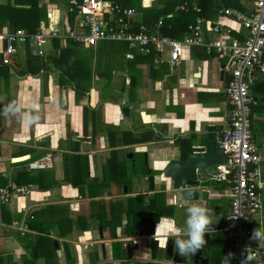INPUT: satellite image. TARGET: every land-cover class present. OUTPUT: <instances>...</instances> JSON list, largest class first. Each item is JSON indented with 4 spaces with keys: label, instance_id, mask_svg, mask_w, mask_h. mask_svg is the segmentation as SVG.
<instances>
[{
    "label": "crops",
    "instance_id": "1",
    "mask_svg": "<svg viewBox=\"0 0 264 264\" xmlns=\"http://www.w3.org/2000/svg\"><path fill=\"white\" fill-rule=\"evenodd\" d=\"M61 1L58 6L52 5L51 0H39L41 16L45 18L39 22L38 30L42 26L45 32L56 29L65 34L69 17L65 14L66 0ZM112 1L134 8L133 21L151 27V20L145 18L157 10L171 6L175 11L181 10V3L198 5L200 0H149L148 4L145 0ZM214 1L216 6L210 17L202 16L206 21L205 38L211 34L209 28L220 23L231 28L230 38L242 40L244 30L235 15L220 13L225 5L222 0ZM237 1L240 7H230L235 14H246L254 6V0ZM12 6L20 7L14 0L0 1V35L16 29L27 31L18 27L19 17L10 9ZM166 17H172V13L161 15L158 20ZM53 38L48 42L46 56H33L28 45H20L11 65L0 61V179L14 181L12 169L31 161L43 160L47 165L44 169H26L31 180L40 173L35 183L46 186L44 189H35L29 180L20 185L30 193L13 194L6 202L0 200V264H158L160 257L151 260L149 237L139 234L151 222L140 228L137 222L142 224L148 217L146 206L153 199L156 212H161L153 221L155 237L163 241L168 235L157 227L159 221L180 231L184 223L173 211L177 207L186 209L190 203L181 201L171 191L170 180L161 174H155V188L149 191L146 181L137 176L133 161L136 153H146L148 169L162 172L169 162L185 159L183 155L195 148L204 150L197 145L202 140H217V132L228 126L223 88L229 74L223 69L224 62L206 54L203 48L185 47L180 62L170 71L168 66L153 62L154 52L137 53L125 42L103 41L91 50L79 45L74 55L85 57L90 66H84L91 71V79L80 87L48 60L68 46L58 38L60 48L54 47ZM106 42L123 44L106 54L99 49ZM3 48L0 39V59ZM119 50L123 52L122 59L116 54ZM126 52H132L134 58L126 59ZM38 63L41 65L37 71L30 72V67ZM103 71L107 75L102 76ZM255 85L260 90V84ZM258 90L254 89L253 103L257 107L252 109L253 141L264 148V92ZM13 102L35 109L39 123L29 126L5 114L3 109ZM110 131H116L111 139ZM115 151H119L116 159L126 165L127 184L104 181L107 162ZM217 151L221 155L218 148ZM65 177L81 185L75 187ZM6 185L0 184V193ZM202 185L212 193L218 189L211 180L204 179ZM140 196L143 203L136 199ZM116 202L127 206V215L115 212ZM196 204L205 208L228 206L226 200L209 199L206 194ZM135 207L142 208L139 215L133 212ZM45 232L51 243L40 244L46 248L49 245L54 251L48 257L43 256L42 247L35 248L37 236ZM211 235L206 233L205 238L213 264L212 258L221 250L219 241H208ZM34 249H40L41 254L34 256ZM224 255L225 252L217 255V263L226 261L222 259Z\"/></svg>",
    "mask_w": 264,
    "mask_h": 264
},
{
    "label": "built area",
    "instance_id": "2",
    "mask_svg": "<svg viewBox=\"0 0 264 264\" xmlns=\"http://www.w3.org/2000/svg\"><path fill=\"white\" fill-rule=\"evenodd\" d=\"M1 1V0H0ZM151 1V0H150ZM179 8H190L201 12L197 4L183 2ZM136 10L124 7L112 0H66L65 14L68 29L61 34L56 29L35 33L16 29L0 35L4 42L1 63L11 65L20 45H28L33 56L47 54L51 38L58 37L66 44L72 40L86 49H94L103 41H121L140 54H152L153 62L166 65L169 70L180 62L185 47H200L208 55L221 59L228 79L223 88L228 106V126L217 132V148L221 152V164L217 174L203 179L214 181L218 189L214 193L206 190L207 198H220L228 203V216L222 229L229 241V257L222 264H244L247 255L252 260L247 264H264V243L251 239L254 229L264 228V148L253 141L252 103L254 86L264 80V0H254L253 8L246 14L233 13L222 8L220 13L235 15V20L244 30L242 40L230 38L231 28L215 23L205 38V19L198 16L188 25V32L180 39L160 34L162 18L151 27L133 21ZM59 51H57V54ZM126 59L134 58L126 52ZM264 97V96H263ZM43 160L27 164L30 170L44 169ZM30 190L9 181L0 193L6 202L13 194H28Z\"/></svg>",
    "mask_w": 264,
    "mask_h": 264
},
{
    "label": "trees",
    "instance_id": "3",
    "mask_svg": "<svg viewBox=\"0 0 264 264\" xmlns=\"http://www.w3.org/2000/svg\"><path fill=\"white\" fill-rule=\"evenodd\" d=\"M214 0H200L198 2L199 7H201V11L200 13L195 12L194 10H192L191 8L187 11V12H183L182 10H174L173 6L170 7V9H168L167 7H164L163 9H159L157 10V12L155 13V15H151V17L149 19L145 18L146 21H150L152 22V24H154L153 22H157L158 18L161 15H168L169 13H172V17L169 18H165L162 22V25L160 27V34L162 35H166L169 36L171 38L174 39H180L182 38V36H184L187 32H188V25L190 23H193L196 18L198 16H209L211 15V11L214 9V7L216 6V4H214ZM222 2L224 3L226 8H230V7H240L239 3L237 0H222ZM15 4H19L20 7L18 8H14L12 6V10H15L18 14V23L19 26L18 27H22L25 28L29 33H35L38 30L39 27V22L41 20H43L45 18L41 16V14H43L40 4H39V0H14ZM131 5L133 6H137V8H140L139 4H134L132 3ZM151 24V25H152ZM52 43L54 45V47L56 48H60V41L58 38H53L52 39ZM68 46H66L65 48H60V53L58 55H52L50 56V58L48 60L51 61L52 65L56 66L57 68H59L60 70H62L65 75H67L68 80L69 79H73L75 81L78 82V85L80 87L82 86V83H86L87 81H89L91 79V71L88 67L86 66H90V62L83 57L82 59L80 58H76L74 55V52L78 49L79 44L75 43L72 40H67ZM70 48H72L70 50ZM100 50L102 48H99ZM91 50V49H90ZM30 57V56H29ZM33 57V56H32ZM31 57V59H32ZM150 57H152V55H150ZM41 64L38 63V65L36 66H32L30 67V72H36L37 69L39 68ZM86 68V69H85ZM84 70H86L87 72H84ZM63 75V76H65ZM101 75H107L105 73V71H103V73H101ZM109 75V73H108ZM83 77L84 81L81 79ZM256 84H260V90H258V87H256V85L254 86L255 90H258L260 92H264V80L257 82ZM1 104V103H0ZM252 109L254 110L255 107H257L254 103H252ZM1 110V108H0ZM252 110V111H253ZM1 114V112H0ZM116 131H110L109 132V137L110 139L113 136V133ZM127 142V140L125 141ZM112 144V142H111ZM115 147V146H114ZM189 148V147H187ZM189 150V149H188ZM183 152L185 153V151L183 150ZM119 153V151H115L112 153L111 158L108 160L107 162V168L105 169V180L107 183L109 182H115V183H125L127 184V169H126V165L122 164L120 161H118L116 158L117 154ZM187 154L183 155V158L186 157ZM29 170V169H28ZM27 170H23L21 172H19L18 177L16 178V180H14L13 182H15L17 185H20L22 183H29V180L33 183L32 186L35 187V189H44L46 186L44 185H37L35 183L36 180H38L40 178V173L38 172V175L36 178H32V180L30 179V176L27 174ZM30 174V172H28ZM154 174H158L160 173L159 171H154ZM32 174V172H31ZM66 180H71L69 177H65ZM72 181V180H71ZM8 180L5 178H1L0 179V184L1 186H4L5 184H7ZM80 182V181H79ZM73 185L75 187H78L79 185H81V183L72 181ZM35 184V185H34ZM37 185V186H36ZM95 186H97L98 184H94ZM139 198V199H138ZM137 200H141V202L143 203V197H137ZM122 202V201H120ZM116 206H118V210H116L115 212H117L119 214V216L122 215V213H125L127 215V206L125 207H121L120 204L123 203H115ZM125 204V203H124ZM127 204V202H126ZM124 206V205H123ZM146 210H148V217L144 218L142 221V224L139 223V221L137 222L138 227L140 228V226H143V224H147L153 221H157L158 218L161 216V212H156L157 210L155 209L154 206V200L150 199L149 201V205L146 206ZM124 208V209H123ZM137 209H134L133 212L135 211V213H137L139 215L140 210H142V208L140 207H135ZM172 208V207H171ZM174 208V207H173ZM137 214L135 215V217L137 216ZM120 222L117 223V225ZM102 225V224H101ZM127 227V225H126ZM211 239L209 240V242H216L219 241L220 238H214V235L210 236ZM43 241H47L48 243H51V239L47 236V232H45V234H42L40 236H37V243L35 244V248L38 247H42L43 248V256H50L51 254L54 253L53 249H50V246L48 245V248H46L45 246H42L40 244V242ZM225 241V240H224ZM229 247H230V241H228L227 244V251L225 252V255L223 256L222 259H228L229 257ZM50 249L51 251L49 253H46L45 250ZM227 253V254H226ZM32 259L35 260L36 257L34 258L32 256ZM28 264H34L29 262Z\"/></svg>",
    "mask_w": 264,
    "mask_h": 264
},
{
    "label": "water",
    "instance_id": "4",
    "mask_svg": "<svg viewBox=\"0 0 264 264\" xmlns=\"http://www.w3.org/2000/svg\"><path fill=\"white\" fill-rule=\"evenodd\" d=\"M74 84H77L74 82ZM85 139V138H81ZM215 139L202 140L198 146H203L204 150H193L189 152L183 160H173L167 164L163 171H159L163 178L169 179L171 182V191L178 195L183 202H198L201 197L205 196V186L202 185L204 177L207 175L217 174V166L221 164L222 158L217 151V144ZM136 174L143 178L149 191L155 188V174L147 167L146 153H136ZM27 166L15 167L11 172V179L16 180L17 172L26 170ZM126 187H124L125 189ZM167 190V188H165ZM213 224H211L210 231H222L224 223L219 221L214 223L213 215L210 216ZM139 234L149 237V247L151 253V260L156 261L160 257L158 264H210L211 257L207 251V243L204 248L198 250L196 253L188 257L181 256L175 249L173 240L168 236L163 241L155 237V223L151 222ZM206 239V238H205ZM207 241V239H206ZM209 241V239H208ZM37 253L41 254L40 249H34V256ZM151 264V263H147Z\"/></svg>",
    "mask_w": 264,
    "mask_h": 264
},
{
    "label": "clouds",
    "instance_id": "5",
    "mask_svg": "<svg viewBox=\"0 0 264 264\" xmlns=\"http://www.w3.org/2000/svg\"><path fill=\"white\" fill-rule=\"evenodd\" d=\"M4 113L9 116L17 117L22 123L33 126L40 121L39 113L35 109H25L21 102H13L3 109ZM213 224L210 218L209 209L199 204H192L185 209L184 226L177 231L170 224H160L164 234L173 240L176 251L184 257L196 253L205 247L207 241L205 234L210 231V225ZM251 239L258 243H264V228L257 227L254 229ZM252 260L251 255H247L244 264Z\"/></svg>",
    "mask_w": 264,
    "mask_h": 264
},
{
    "label": "rangeland",
    "instance_id": "6",
    "mask_svg": "<svg viewBox=\"0 0 264 264\" xmlns=\"http://www.w3.org/2000/svg\"><path fill=\"white\" fill-rule=\"evenodd\" d=\"M60 2H62L61 0H56V2L55 1H53V0H51V3H52V5H53V3H54V5H58V6H61L62 4L60 3ZM149 3V0H145V4H148ZM62 8V7H61ZM64 9V8H63ZM123 43H120V42H106L105 44H104V47L102 48L103 49V52H105L106 54L107 53H110V52H112L113 51V47L114 46H119V45H122ZM116 54H118L119 55V57H120V59H122L123 58V52L121 51V50H119L118 51V53H116ZM91 57H92V54L90 55ZM111 57L113 56V55H110ZM123 61L124 62H126L124 59H123ZM209 190H211V189H209ZM179 203H181V201L179 200ZM192 204H196V202H190V205H192ZM173 213L175 214V217L178 219V221H182V223H184V220H185V209H181V208H179V207H177L174 211H173ZM212 214H210V216H211ZM213 234H215V233H213ZM212 234V235H213ZM220 236H221V238L219 239V243H220V250L221 251H219L218 253H217V255H219L220 253L222 254V253H224V252H226V250L225 249H227V244H228V241H229V237H228V235H227V233L226 232H223V231H221L220 233ZM225 240V241H224ZM222 245V246H221ZM217 255L215 256V257H213L212 258V263L213 264H222L223 262H219V263H217L218 261H219V258H217ZM226 256V255H225Z\"/></svg>",
    "mask_w": 264,
    "mask_h": 264
},
{
    "label": "flooded vegetation",
    "instance_id": "7",
    "mask_svg": "<svg viewBox=\"0 0 264 264\" xmlns=\"http://www.w3.org/2000/svg\"><path fill=\"white\" fill-rule=\"evenodd\" d=\"M208 209L210 211V214L213 215L214 223H218L219 221H222L225 226L226 219H227L228 212H229L228 206L226 204L222 205V207H215L214 205H211ZM220 232L221 231H212L208 233H212V234L215 233L213 234L214 238H217L218 236H220L219 234Z\"/></svg>",
    "mask_w": 264,
    "mask_h": 264
}]
</instances>
